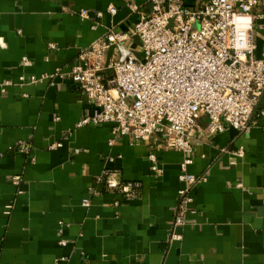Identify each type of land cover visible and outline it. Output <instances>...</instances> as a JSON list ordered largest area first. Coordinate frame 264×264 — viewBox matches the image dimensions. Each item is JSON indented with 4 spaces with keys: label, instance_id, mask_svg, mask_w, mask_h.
Wrapping results in <instances>:
<instances>
[{
    "label": "crops",
    "instance_id": "obj_1",
    "mask_svg": "<svg viewBox=\"0 0 264 264\" xmlns=\"http://www.w3.org/2000/svg\"><path fill=\"white\" fill-rule=\"evenodd\" d=\"M149 1L0 0V264H264L263 128L214 135L200 120L188 172L207 181L193 190L181 239L172 241L184 155L159 150L156 176L147 145L110 124L79 128L93 107L78 85L54 76L109 29L132 35L130 5L149 12ZM81 10L104 14L97 30ZM256 46L264 60L262 20ZM34 76L48 78L21 83ZM109 181L139 183V194L127 198Z\"/></svg>",
    "mask_w": 264,
    "mask_h": 264
},
{
    "label": "built area",
    "instance_id": "obj_2",
    "mask_svg": "<svg viewBox=\"0 0 264 264\" xmlns=\"http://www.w3.org/2000/svg\"><path fill=\"white\" fill-rule=\"evenodd\" d=\"M149 2V12L130 5L138 15L132 35L109 29L82 50L67 71L59 69L54 76L78 85L93 107L79 128L110 124L114 134L129 137L134 145H147L156 176L163 174L159 150L184 155L183 188L173 221L172 241H177L181 237L176 230L186 225L193 202L191 194L207 181L188 172L193 164L192 135L199 130L200 120L208 119L214 135L226 127L239 133L264 129V109L260 108L264 60L256 57L257 21H264V12L257 13L259 0H208L198 9L186 7L183 0ZM108 13L115 16L117 9L110 8ZM103 15L79 12L82 21L94 22L93 30ZM135 38L140 41L138 48ZM23 63L31 66L28 58ZM47 78L22 77L21 83L37 84ZM108 184L127 198H136L141 187L139 183Z\"/></svg>",
    "mask_w": 264,
    "mask_h": 264
},
{
    "label": "water",
    "instance_id": "obj_3",
    "mask_svg": "<svg viewBox=\"0 0 264 264\" xmlns=\"http://www.w3.org/2000/svg\"><path fill=\"white\" fill-rule=\"evenodd\" d=\"M135 40H136L137 44L140 45V41H139V39H138V38H135Z\"/></svg>",
    "mask_w": 264,
    "mask_h": 264
}]
</instances>
